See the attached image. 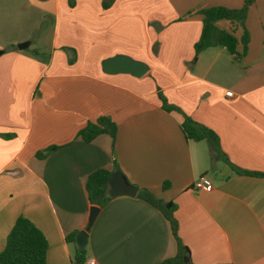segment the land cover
<instances>
[{
  "label": "crops",
  "instance_id": "1",
  "mask_svg": "<svg viewBox=\"0 0 264 264\" xmlns=\"http://www.w3.org/2000/svg\"><path fill=\"white\" fill-rule=\"evenodd\" d=\"M243 2L0 0V135L11 136H0V252L21 216L46 238V264H73L78 249L67 237L86 229L94 206L87 178L106 170L176 206L193 264H264V0L243 27L216 22L234 29L239 58L222 46L193 50L197 11ZM155 34L164 42L154 56ZM115 55L149 70L104 74ZM158 92L180 113L162 109ZM100 115L116 124L114 142L105 134L83 142L78 131ZM182 115L215 133L217 160L207 141L184 137ZM202 175L208 192L193 188ZM99 209L84 259L160 264L176 255L168 221L148 203L118 196Z\"/></svg>",
  "mask_w": 264,
  "mask_h": 264
},
{
  "label": "trees",
  "instance_id": "2",
  "mask_svg": "<svg viewBox=\"0 0 264 264\" xmlns=\"http://www.w3.org/2000/svg\"><path fill=\"white\" fill-rule=\"evenodd\" d=\"M255 2V0H244L243 5L239 9H228L225 7H211L197 11V14L202 16V26L198 40L193 45L195 56L203 50L222 46L229 54L236 56L235 49L237 40L234 37V29L231 32L219 30L216 27V22L219 20L230 21L234 26L244 25L248 8ZM108 2L103 4V8H107ZM69 6H72V0H69ZM240 43L245 51L248 43V35L244 32L240 39ZM158 98L161 102V107L167 112H178L180 110L167 102L164 96L158 92ZM183 121L180 129L184 137L195 142L207 141L210 145L211 156L213 160L218 158V145L215 133L194 122L189 117L182 115ZM116 124L108 117L100 115L93 122H87L86 125L77 133V136L85 143H89L100 135H108L112 142L116 136ZM4 138H10L9 135H0ZM44 154L38 153L37 157H43ZM245 174H252L247 172H240ZM111 172L106 170H97L91 173L86 181L85 190L88 201L91 205L103 208L112 197L109 196L108 179ZM253 175H258L253 173ZM136 197L155 209H157L163 217L168 221L171 234L176 242V255L163 261L160 264H193L191 261L188 248L182 244L178 236V223L174 217L176 206L172 202H162L152 196L147 190L141 189L137 192ZM77 232L72 233L67 237L68 242H74ZM48 243L40 230L28 219L18 217L9 231L4 249L0 252V264H46V251ZM85 250H76L75 260L83 262Z\"/></svg>",
  "mask_w": 264,
  "mask_h": 264
},
{
  "label": "water",
  "instance_id": "3",
  "mask_svg": "<svg viewBox=\"0 0 264 264\" xmlns=\"http://www.w3.org/2000/svg\"><path fill=\"white\" fill-rule=\"evenodd\" d=\"M27 45V43L19 44L18 49L23 50L27 47ZM101 70L107 75L127 74L135 78H141L148 72L149 67L145 63L133 60L128 56L115 55L102 62ZM108 186V193L112 198L118 196L135 197L138 192V188L128 183L120 171H116L110 175L108 179ZM99 210V207L91 206L87 227L84 231H80L76 236L75 243L79 251L84 250L86 246V231L94 222Z\"/></svg>",
  "mask_w": 264,
  "mask_h": 264
},
{
  "label": "built area",
  "instance_id": "4",
  "mask_svg": "<svg viewBox=\"0 0 264 264\" xmlns=\"http://www.w3.org/2000/svg\"><path fill=\"white\" fill-rule=\"evenodd\" d=\"M227 97H231V92H226ZM193 188L196 191L208 192L212 188L211 180L206 176L202 175L193 183ZM73 264H96L95 260L92 258L85 259L83 262L74 261Z\"/></svg>",
  "mask_w": 264,
  "mask_h": 264
},
{
  "label": "rangeland",
  "instance_id": "5",
  "mask_svg": "<svg viewBox=\"0 0 264 264\" xmlns=\"http://www.w3.org/2000/svg\"><path fill=\"white\" fill-rule=\"evenodd\" d=\"M256 1V0H255ZM254 4V3H253ZM252 4V5H253ZM251 5V6H252ZM250 6V7H251ZM250 7L248 8V11H247V15H248V12H249V9H250ZM254 11H258V12H262L263 13V9H258V8H256ZM255 13V12H254ZM247 15H246V18H247ZM246 20V19H245ZM51 24H52V22H51ZM32 39H35V37H32ZM150 49H151V53H152V55H156L157 54V51H158V47H159V44H160V42L161 43H163L164 42V37L163 36H157L156 34L155 35H151V37H150ZM165 46V45H164ZM163 46V47H164ZM163 54V53H162Z\"/></svg>",
  "mask_w": 264,
  "mask_h": 264
}]
</instances>
